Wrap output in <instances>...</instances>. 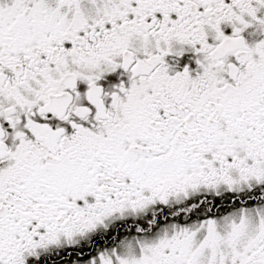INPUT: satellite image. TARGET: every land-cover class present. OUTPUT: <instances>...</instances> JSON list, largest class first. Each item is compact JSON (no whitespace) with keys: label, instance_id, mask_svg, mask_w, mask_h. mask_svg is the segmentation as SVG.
Listing matches in <instances>:
<instances>
[{"label":"snow or ice","instance_id":"1","mask_svg":"<svg viewBox=\"0 0 264 264\" xmlns=\"http://www.w3.org/2000/svg\"><path fill=\"white\" fill-rule=\"evenodd\" d=\"M0 264H264V0H0Z\"/></svg>","mask_w":264,"mask_h":264}]
</instances>
